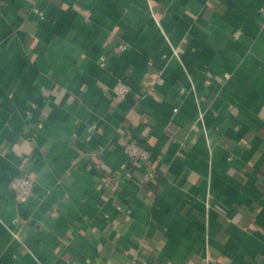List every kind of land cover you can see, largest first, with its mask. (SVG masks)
I'll return each mask as SVG.
<instances>
[{"label": "crops", "instance_id": "0c3cea01", "mask_svg": "<svg viewBox=\"0 0 264 264\" xmlns=\"http://www.w3.org/2000/svg\"><path fill=\"white\" fill-rule=\"evenodd\" d=\"M262 7L0 0V264H264Z\"/></svg>", "mask_w": 264, "mask_h": 264}, {"label": "built area", "instance_id": "2783aa9c", "mask_svg": "<svg viewBox=\"0 0 264 264\" xmlns=\"http://www.w3.org/2000/svg\"><path fill=\"white\" fill-rule=\"evenodd\" d=\"M262 18L261 25L264 26V7L259 10ZM211 72H205V83L209 84L211 79ZM129 91L128 84L118 82L112 88L113 97L117 100L123 98ZM125 158L128 162L136 167L148 171L150 165V154L146 146L142 145L135 139H128L123 146ZM148 176L155 178L156 175L153 170L148 171ZM8 187L14 194L17 203L26 202L34 192L35 182L34 179L27 174H17L8 181Z\"/></svg>", "mask_w": 264, "mask_h": 264}]
</instances>
